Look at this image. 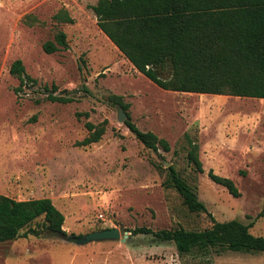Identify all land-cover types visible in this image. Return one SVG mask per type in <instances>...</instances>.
<instances>
[{"label":"rangeland","instance_id":"rangeland-1","mask_svg":"<svg viewBox=\"0 0 264 264\" xmlns=\"http://www.w3.org/2000/svg\"><path fill=\"white\" fill-rule=\"evenodd\" d=\"M97 1L0 0V193L51 198L68 234L118 227L128 237L83 245L56 235L19 237L0 243V264H264V251L181 254L172 242L129 231L213 225L207 212L190 211L163 185L156 166L163 163L177 166L216 220L239 219L264 236V98L158 86L99 28ZM60 30L69 47L46 52L44 43ZM16 59L35 83L21 86L10 71ZM50 91L74 100H47ZM114 95L130 104L139 128L166 138L171 150L140 142L119 120ZM104 120L100 141L76 144L88 134L87 121ZM185 133L199 142L202 173L187 162ZM210 169L232 178L240 195L213 181Z\"/></svg>","mask_w":264,"mask_h":264},{"label":"trees","instance_id":"trees-1","mask_svg":"<svg viewBox=\"0 0 264 264\" xmlns=\"http://www.w3.org/2000/svg\"><path fill=\"white\" fill-rule=\"evenodd\" d=\"M92 9L104 34L137 71L158 86L179 92L264 98V0H98ZM54 17L73 22L68 15ZM43 47L48 53L67 49L66 32L58 31ZM10 71L20 78L21 86L36 82L26 73L21 59L13 62ZM112 98L124 110L129 109L130 104L122 97ZM46 99L63 103L74 100L53 91ZM125 124L147 148L155 152L161 147L171 150L166 138L139 128L129 113ZM107 125V120L87 121L88 134L76 144L87 146L100 141ZM185 140L188 164L194 172H204L198 140L190 133H185ZM156 166L165 172L163 185L174 188L190 211L207 212L213 225L200 230L141 226L129 229L133 235L172 242L181 254L264 251V236L252 233L251 224L239 219L216 220L176 165ZM208 174L234 196L240 195L232 178L212 169ZM263 215L264 207L259 213ZM64 222L63 212L51 198L20 200L0 193V243L19 237L56 235L57 231L66 233Z\"/></svg>","mask_w":264,"mask_h":264},{"label":"water","instance_id":"water-1","mask_svg":"<svg viewBox=\"0 0 264 264\" xmlns=\"http://www.w3.org/2000/svg\"><path fill=\"white\" fill-rule=\"evenodd\" d=\"M118 118L121 122H124L128 118L127 111L124 110L122 107L119 110ZM56 235L67 241H72L80 245L87 244L93 241H103V240L121 239L122 241H124L128 237L127 233H125L124 236L122 237V232L118 227L96 230L82 235H74V234H68L57 231Z\"/></svg>","mask_w":264,"mask_h":264},{"label":"crops","instance_id":"crops-1","mask_svg":"<svg viewBox=\"0 0 264 264\" xmlns=\"http://www.w3.org/2000/svg\"><path fill=\"white\" fill-rule=\"evenodd\" d=\"M103 32V31H102ZM104 33V32H103ZM108 37V36H107ZM110 40V39H109ZM111 41V40H110ZM112 42V41H111ZM113 43V42H112ZM114 44V43H113ZM116 46V45H115ZM117 47V46H116ZM120 51V50H119Z\"/></svg>","mask_w":264,"mask_h":264}]
</instances>
